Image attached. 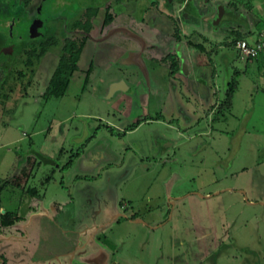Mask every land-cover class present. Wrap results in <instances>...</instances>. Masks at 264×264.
<instances>
[{
  "label": "rangeland",
  "instance_id": "374dc122",
  "mask_svg": "<svg viewBox=\"0 0 264 264\" xmlns=\"http://www.w3.org/2000/svg\"><path fill=\"white\" fill-rule=\"evenodd\" d=\"M38 1L35 8L39 5V17L54 28L55 42L39 47L31 64L9 45L27 48L25 36L35 27L24 15L6 16L11 39L0 23V78L5 79L0 86V212L15 210L8 216L11 223H0V235L18 244L28 207L34 208L39 227L28 242L39 248L26 243L21 255L33 262L51 264L59 253L56 264H90L60 255L67 246L87 242L84 252L97 246L106 254L103 259L98 254L94 264H264V78L251 69L235 76L226 106V85L211 93L188 73L183 85L172 87L166 77L151 94L142 85V69L119 60L139 42L114 25L149 41L150 31L158 28L179 39L183 25L188 40L206 42L215 17L203 18L202 11L210 13L216 0H188L191 16L175 25L179 11L172 16L169 0ZM86 6L96 7V20L87 21L75 69L61 92L48 93L58 45L85 25L79 16ZM105 6L112 17L103 24ZM58 13L71 16L67 32L59 30ZM159 48L158 62L166 70L172 58L164 45ZM149 53L150 48L143 50L148 67ZM202 58L207 74L210 59L218 74L229 78L245 60L229 44L218 50L208 45ZM206 90L205 99L196 95ZM94 151L102 156L93 160ZM27 186L36 194L26 192ZM2 249L0 264H8ZM9 251L13 258L20 256Z\"/></svg>",
  "mask_w": 264,
  "mask_h": 264
},
{
  "label": "crops",
  "instance_id": "0c3cea01",
  "mask_svg": "<svg viewBox=\"0 0 264 264\" xmlns=\"http://www.w3.org/2000/svg\"><path fill=\"white\" fill-rule=\"evenodd\" d=\"M176 4H170L172 6V16L173 13H178L179 11V17L177 20L172 21V23L177 22H185L184 20L189 18L191 15L189 14L188 10V0H175ZM214 9H211L210 13L209 11H202V17L206 18L207 16H211L212 18L215 17L213 25L212 37H205L207 40L204 42V40H200L198 42L199 38L192 39V43L200 44L201 47H197L196 45H192L188 42L187 35L189 34L186 30V28L183 25H180L179 27V39L174 38L173 33H166L162 28H158L157 31H150V41L145 38L143 35L138 34L142 40L144 41L143 44L140 45L139 50H135V48H129L125 50L126 52L124 56H120L119 60H122L123 63H132L131 57L134 55L133 53H136L139 51L138 55H136V59L143 62L144 64V70L150 71V93H158L161 80L166 79V77L171 78L170 85L175 86V82L186 83V77L188 73H193L195 75L194 84H198V87H204L208 88V90L212 93L213 89H216L221 86H225L227 84V81L229 79V74L223 75L218 74V71L215 67V65L208 59V62H210V70L207 74L204 70V62H203V55H206L207 47L210 45L212 48L221 49L226 44H229L231 47L234 48V41L238 38H245L248 41H252L258 33L262 32L264 33V0H216V3H214ZM194 6V5H193ZM190 8V7H189ZM179 9V10H178ZM196 11V10H195ZM176 15V14H175ZM220 21H222V26L220 24ZM223 30V31H222ZM221 31L223 33L217 32ZM227 31V32H226ZM137 34V33H136ZM167 35V37H166ZM166 43H164V41ZM193 40H195L193 42ZM164 45L170 54V57L172 58V61L170 63V68L164 70L161 67V63L158 61V57L160 55V46L162 47ZM146 48H150V53L148 54V57H150V67L146 65V56H143V50ZM132 55V56H131ZM234 55L237 56L236 49L234 48ZM144 58V60H141V58ZM174 58V59H173ZM228 61V60H227ZM250 63L247 62V60H244L241 67H234L232 72L236 71L237 75H244L248 70H254L258 73L259 78H264V49L258 53V55L255 57V62L249 60ZM197 66V70L191 71L192 65ZM199 64V67H198ZM135 65V64H134ZM227 67L224 66V69L227 73L228 71V65ZM230 66V65H229ZM232 68V67H231ZM167 80V79H166ZM220 81V83H219ZM168 86H170L167 83ZM181 85V86H182ZM196 86V85H194ZM209 95L208 91H204L203 93H197L196 95L201 96L202 98H206V95ZM122 98L124 95L121 96ZM209 97V96H208ZM211 103L209 104V106ZM207 113L211 110L209 108ZM83 151H80V153ZM102 156V153L100 151H94L92 153L93 160L97 159ZM38 208V205H37ZM26 220L20 224L21 229L24 231V235L21 236L18 240V244H11L8 236H2L0 235V249L4 252V257L7 258L8 264H45V261L37 259L36 261H32L31 259H27V257L21 255V252H23V246L27 243V246L29 248H39V246L35 243L30 244L28 241L30 232H34L39 230V227L36 226L37 217L33 219L35 210L34 208H26ZM42 209H45V206H42ZM34 210V211H33ZM28 211H31V213H28ZM40 214V212H38ZM28 215V216H27ZM32 215V216H31ZM63 231V230H61ZM74 231V230H71ZM31 234V235H32ZM91 239V237H90ZM86 244L85 242L77 243L73 249L72 247L64 250V253H61L60 255L66 254L67 260L72 261L74 258L79 259L81 262H87L90 264H94V260L96 256L99 254L101 255L102 259L104 256H106L105 253L102 254V249L97 250V246L95 249H89L86 250ZM13 245V246H12ZM91 246V245H89ZM13 247V248H12ZM13 249L16 252L20 251V256L18 258H13L10 256L8 252L9 250ZM76 253L77 256H76ZM86 254V256H84ZM63 257V256H62ZM94 257V258H93ZM59 253H54L53 258L51 260V264L59 263ZM84 259V260H83ZM31 260V262H30ZM30 262V263H29Z\"/></svg>",
  "mask_w": 264,
  "mask_h": 264
},
{
  "label": "trees",
  "instance_id": "16d2710c",
  "mask_svg": "<svg viewBox=\"0 0 264 264\" xmlns=\"http://www.w3.org/2000/svg\"><path fill=\"white\" fill-rule=\"evenodd\" d=\"M12 1V2H11ZM6 3L5 0H0V23L1 26H3V28H5V34L7 37H10L11 39H14L13 35L8 33V24L4 23V21L6 20V16H9L7 18H11L12 20L16 19V17H21L22 15L26 16L27 20V24H29L30 26H33V28L35 27V30L29 32L28 36H25L27 39V45L28 47L25 49H22V45L18 44V45H14L13 43L9 45V47H11L14 50V53L17 55H20L21 52L26 54V58L23 59V63L24 64H31V58L36 57L38 55H40V49L43 50L45 49L46 46L51 45L55 42V30L52 26H50V24H47V18H37L36 22L32 21L34 19H36L35 15H36V5L38 4V0L35 2H32L29 5V0H11ZM10 4H13V6L11 8L7 7ZM96 7H89L86 6V11L81 12L83 13L80 14V20L81 22H84L85 25L81 26V30L76 29L75 31H71L72 32V37H63L62 40L60 41L59 45H58V57H57V61L56 64L54 65L50 76L47 80V85H46V91L49 93L50 90L52 92H61V90L65 87V85L68 82L69 76L72 73V71L75 69V62L76 59L78 58V54L84 44V41L86 39V32L88 31V27L89 25L87 24L88 20H96L95 19V14H96ZM87 12V13H86ZM85 13V14H84ZM70 16V15H69ZM68 15L65 16L61 13H58L56 15H54L55 19L59 22L60 24V32H67L66 27V18L69 17ZM71 17V16H70ZM69 17V18H70ZM112 14L110 12H108V6L104 7V14H103V18L101 19V22L103 24L109 22L111 20ZM9 21V20H8ZM86 21V22H85ZM90 22V21H88ZM3 24V25H2ZM76 25V24H75ZM62 27V28H61ZM28 32V30L26 31V33ZM25 33V35H26ZM1 35V33H0ZM16 38H18V35L15 36ZM189 43H191L192 45H196L197 47H201L200 44H195L192 43L190 40H188ZM29 43V44H28ZM234 45V43H233ZM3 47V44H0V48ZM40 47V49H39ZM38 49V52H36V50ZM13 53V54H14ZM12 54V55H13ZM11 55V56H12ZM10 56V57H11ZM14 57V61L15 58L17 59V57ZM19 59V58H18ZM245 60H251L253 62H255V57H249V58H245ZM4 68V67H1ZM18 74H22L23 70H19L17 71ZM3 73V72H2ZM4 75V74H3ZM237 75V72L234 71L232 76L234 77H230L227 81V84L224 88V94H223V103L227 106L229 105V101H230V97L232 94V91L235 88V76ZM5 79L4 76L1 75L0 78V86L4 83ZM26 192H28L29 194L35 195V190L32 187L27 186V188L25 189ZM15 210H7L4 209L2 212H0V223L1 224H9L11 223L13 220L12 219H8V216L12 213H14ZM15 218V217H14Z\"/></svg>",
  "mask_w": 264,
  "mask_h": 264
},
{
  "label": "built area",
  "instance_id": "2783aa9c",
  "mask_svg": "<svg viewBox=\"0 0 264 264\" xmlns=\"http://www.w3.org/2000/svg\"><path fill=\"white\" fill-rule=\"evenodd\" d=\"M234 48L240 58L256 57L264 49V33H258L252 41L238 38L234 41Z\"/></svg>",
  "mask_w": 264,
  "mask_h": 264
},
{
  "label": "flooded vegetation",
  "instance_id": "af4514ba",
  "mask_svg": "<svg viewBox=\"0 0 264 264\" xmlns=\"http://www.w3.org/2000/svg\"><path fill=\"white\" fill-rule=\"evenodd\" d=\"M115 27L114 28H116V27H124V28H127L126 26H123V25H114ZM109 27H111V26H109ZM128 29V28H127ZM128 30H130V29H128ZM119 31L120 32H122V33H124L126 36H128V37H131L130 35H128V33L126 32V31H124V30H122V29H119ZM131 31V30H130ZM104 32H106V30H104ZM102 35V34H101ZM101 35L99 36V37H101ZM132 38V37H131ZM132 39H134V40H136L137 42H139V46H137L136 48H135V50H139V48H140V45L141 44H143V42L141 43L139 40H137V39H135V38H132ZM96 41L95 42H97V41H99L98 40V37L95 39ZM146 48V47H145ZM134 55L131 57V59L132 60H135L136 59V55H138V54H135V53H133ZM134 65V64H133ZM143 73H144V75H145V78H146V80L144 81V84H142L143 86H144V89H145V92H149L150 91V71H143ZM136 81H137V83H139V81L136 79ZM131 218L132 219H134L132 216H131ZM37 260V259H36Z\"/></svg>",
  "mask_w": 264,
  "mask_h": 264
},
{
  "label": "water",
  "instance_id": "95a60500",
  "mask_svg": "<svg viewBox=\"0 0 264 264\" xmlns=\"http://www.w3.org/2000/svg\"><path fill=\"white\" fill-rule=\"evenodd\" d=\"M36 10H37V18H40L39 17V10H40L39 5L37 6ZM37 18L34 19L33 22H36L37 21ZM9 29H11V27ZM119 29H122V30L126 31L128 33V35H130L132 38H135V39L139 40L141 43L144 42L142 40V38L138 34H136V33L132 32V31L128 30L127 28H124V27H116V28H114V30H119ZM9 33H11V35H12V30H9ZM138 53H139V51H137L135 54H138ZM130 61H133L135 65L137 64V66H139V68L142 69V71H145L144 70V64H143L142 61H140V59L139 60H137V59L132 60L131 59ZM115 87H116V85L113 86V88H115Z\"/></svg>",
  "mask_w": 264,
  "mask_h": 264
}]
</instances>
